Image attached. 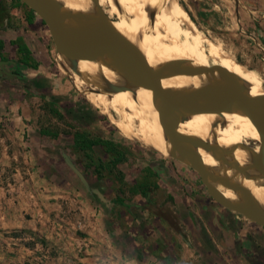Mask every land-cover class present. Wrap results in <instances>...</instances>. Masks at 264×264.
Returning <instances> with one entry per match:
<instances>
[{
    "label": "rangeland",
    "instance_id": "374dc122",
    "mask_svg": "<svg viewBox=\"0 0 264 264\" xmlns=\"http://www.w3.org/2000/svg\"><path fill=\"white\" fill-rule=\"evenodd\" d=\"M178 2L264 89V41L247 20L264 21V0ZM42 25L43 34L34 25L27 41L10 40V53L0 48L9 63L11 41L31 48L29 66L0 67V264H252L245 249L212 248L213 219L233 211L209 197L195 171L110 124L86 86L76 90L60 71Z\"/></svg>",
    "mask_w": 264,
    "mask_h": 264
},
{
    "label": "bare ground",
    "instance_id": "6f19581e",
    "mask_svg": "<svg viewBox=\"0 0 264 264\" xmlns=\"http://www.w3.org/2000/svg\"><path fill=\"white\" fill-rule=\"evenodd\" d=\"M60 12L73 14L86 23L104 27L135 44L154 66L177 62L185 68L218 67L232 75L231 81L245 85L253 93L264 95L263 80L254 70L237 63L220 43L202 33L178 0H55ZM60 71L68 75L72 86L104 115L123 136L130 137L146 148L169 154L150 94L129 87L118 66L111 60L79 61L75 65L60 56ZM73 73L69 74V71ZM262 74V73H261ZM216 74L217 82L228 77ZM166 88L187 90L210 84L206 74L165 76ZM106 85L125 86L127 90L107 93ZM95 89L98 90L95 93ZM179 129L193 138L208 142L223 154L222 160L203 148L198 152L214 180L216 188L231 203L250 200L264 214V177L253 168L259 136L243 115L228 108L217 116H193L179 122ZM248 175L250 178L246 177Z\"/></svg>",
    "mask_w": 264,
    "mask_h": 264
},
{
    "label": "water",
    "instance_id": "95a60500",
    "mask_svg": "<svg viewBox=\"0 0 264 264\" xmlns=\"http://www.w3.org/2000/svg\"><path fill=\"white\" fill-rule=\"evenodd\" d=\"M31 10L46 26L56 53L70 60L113 61L125 77L129 87L147 91L151 96L162 130V137L169 146V157L195 171L209 197L224 209L244 217L264 228V214L250 201L231 203L216 188L210 170L205 167L198 149L203 148L223 162L222 152L180 131L179 122L193 116H217L233 107L250 123L259 136L258 151L252 166L264 177V95L253 93L249 87L231 81L232 75L218 67L185 68L177 62L154 66L144 53L132 42L96 24L86 23L73 14L60 12L55 0H18ZM97 9H101L93 0ZM8 62H0V67ZM175 74L197 76L206 74L210 84L187 90L166 88L162 84L165 76ZM216 74L228 79L217 82ZM125 86L106 85L107 93L125 91ZM98 90L95 91L97 93ZM246 149L253 150L252 147ZM82 183V174L69 165ZM225 168L235 165L223 162ZM249 179L250 177L246 175Z\"/></svg>",
    "mask_w": 264,
    "mask_h": 264
},
{
    "label": "crops",
    "instance_id": "0c3cea01",
    "mask_svg": "<svg viewBox=\"0 0 264 264\" xmlns=\"http://www.w3.org/2000/svg\"><path fill=\"white\" fill-rule=\"evenodd\" d=\"M12 10L19 13L17 20L11 16ZM25 18H30L31 22L28 23ZM12 19L17 21L16 25L20 26L19 28L15 29L12 26L14 23ZM247 20L249 22V29H253L251 30L252 33L259 36L258 38L264 41V21L261 23L254 19L251 20L250 18ZM40 23L42 22L40 21ZM34 25L37 26L40 34H43V25L37 22L36 16H31L28 10H24L23 7L17 6L12 0H0V45L3 46L1 52L3 54L9 52L6 48L10 40L23 38V40L27 41L25 27L30 28ZM26 45L28 49L31 50L28 42H26ZM11 51L12 55H8V59L11 60V63H8L15 65V61L17 60L16 51ZM212 233V235H209V237H211L212 248L229 249L237 254L239 252L242 253L241 250L244 251L245 249V252H252L253 254V257L250 258L252 259V264H264V241L259 238L261 234H264V228L234 212H226L215 216L212 222ZM255 248H260L258 249L260 252L254 251Z\"/></svg>",
    "mask_w": 264,
    "mask_h": 264
},
{
    "label": "trees",
    "instance_id": "16d2710c",
    "mask_svg": "<svg viewBox=\"0 0 264 264\" xmlns=\"http://www.w3.org/2000/svg\"><path fill=\"white\" fill-rule=\"evenodd\" d=\"M22 5L25 6L24 4H22ZM28 11H29V13L31 15H34V13L31 10L28 9ZM28 22H29V20H28ZM42 24H43V22H42ZM10 44L17 46V53L16 54H17V60H18V62L20 64H22V65L29 66V59H28V57L30 55V52L24 46V44L21 42V40L20 39H17L16 41H11ZM0 48H2V45H0ZM0 62H8V60H6L5 58H2L0 56Z\"/></svg>",
    "mask_w": 264,
    "mask_h": 264
},
{
    "label": "flooded vegetation",
    "instance_id": "af4514ba",
    "mask_svg": "<svg viewBox=\"0 0 264 264\" xmlns=\"http://www.w3.org/2000/svg\"><path fill=\"white\" fill-rule=\"evenodd\" d=\"M250 143V142H249ZM252 144V146L251 147H253V146H256V145H259L258 143H256V142H252L251 143Z\"/></svg>",
    "mask_w": 264,
    "mask_h": 264
}]
</instances>
